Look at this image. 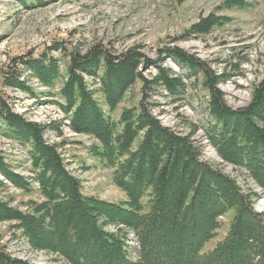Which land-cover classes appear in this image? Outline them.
I'll use <instances>...</instances> for the list:
<instances>
[{
  "label": "trees",
  "instance_id": "trees-1",
  "mask_svg": "<svg viewBox=\"0 0 264 264\" xmlns=\"http://www.w3.org/2000/svg\"><path fill=\"white\" fill-rule=\"evenodd\" d=\"M171 54L192 69L200 68L204 84L212 89L208 108L215 123L211 129L205 127L210 142L224 159L246 167L264 189V82L249 106L233 109L221 91L209 85L207 67ZM70 55L68 78L60 89L65 98L61 106L72 114L70 124L77 132L98 140L95 154L113 168V180L126 199L117 204L84 195L54 145L44 139L45 128L12 110L0 93L6 134L30 144L44 197L32 203L29 212L0 201V221H16L32 247L62 256L70 264H264V213L253 208L252 193H245L236 179L204 160L202 145L192 136L163 125L150 110L154 86L160 84L173 96L184 89L183 81L157 63V74L146 79L140 65L147 60L136 47L120 53L97 47L83 56L74 51ZM14 62L3 75L5 86L31 91L20 80L19 62L46 86L55 85L59 76L57 59L47 53ZM98 71L100 86L89 89L81 72L97 76ZM138 79L142 81L139 108H125L113 120L97 102L95 91L113 111ZM0 173L28 189L1 153ZM229 210L233 217L227 233L204 250L217 236L219 218ZM110 223L117 225V231L106 228ZM122 227L130 229L139 243L134 259L128 254L127 234L119 232ZM0 264L32 263L0 252Z\"/></svg>",
  "mask_w": 264,
  "mask_h": 264
},
{
  "label": "rangeland",
  "instance_id": "rangeland-1",
  "mask_svg": "<svg viewBox=\"0 0 264 264\" xmlns=\"http://www.w3.org/2000/svg\"><path fill=\"white\" fill-rule=\"evenodd\" d=\"M97 47L113 53L136 47L147 60L140 65L146 79L157 74L158 64L183 81L184 89H177L173 96L160 84L154 86L149 94L150 110L163 125L202 145V158L236 179L245 193H252L253 208L264 213V189L246 167L224 159L208 138L205 127L211 129L215 118L208 108L212 89L204 84V72L180 63L171 54H182L207 67L209 85L221 91L228 106H249L264 82V0H0L1 96L16 113L45 128L44 139L54 145L84 195L119 204L126 195L113 180V168L95 154L98 140L77 132L70 124L72 114L61 106L65 98L60 89L68 78L70 53L83 56ZM42 53L58 61L55 85H44L22 62L16 66L20 80L31 91L4 85L3 75L16 59L38 58ZM99 71L97 76L81 72L89 89L99 88ZM141 87L138 79L113 111L101 92L94 95L112 119L118 120L125 108H139ZM7 131L0 119V153L10 170L24 178L28 189L0 173V201L29 212L32 203L44 201L31 146L10 138ZM146 200H141L144 211L148 210ZM232 217L233 210H229L219 218L217 236L204 250L225 236ZM16 224L14 220L0 221V252L32 264H70L62 256L32 247ZM106 228L117 231L113 223ZM119 232L127 234L128 254L136 258V236L126 227Z\"/></svg>",
  "mask_w": 264,
  "mask_h": 264
}]
</instances>
